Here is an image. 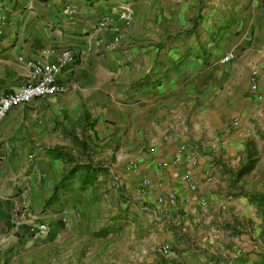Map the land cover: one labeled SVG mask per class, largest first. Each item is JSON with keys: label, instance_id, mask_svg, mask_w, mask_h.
<instances>
[{"label": "crops", "instance_id": "1", "mask_svg": "<svg viewBox=\"0 0 264 264\" xmlns=\"http://www.w3.org/2000/svg\"><path fill=\"white\" fill-rule=\"evenodd\" d=\"M201 2L0 0V96L23 84L28 60L74 55L63 92L0 120V264H264V22L209 21ZM209 36L219 43L204 54ZM226 41L237 51L220 62ZM145 115L154 130L167 124L146 145ZM81 126L91 163L107 167L93 183L63 178L72 162L48 152L77 157L67 134ZM109 140L115 159L93 162ZM39 222L47 230L33 236Z\"/></svg>", "mask_w": 264, "mask_h": 264}, {"label": "built area", "instance_id": "2", "mask_svg": "<svg viewBox=\"0 0 264 264\" xmlns=\"http://www.w3.org/2000/svg\"><path fill=\"white\" fill-rule=\"evenodd\" d=\"M72 10H68L71 13ZM109 19L106 16H102L96 23L97 29L105 28L109 25ZM233 57L232 53H226L220 59V62H227ZM74 61V55L69 50H62L52 60L39 62V61H27L26 64L32 66L31 71L27 74L23 84L12 92L4 93L0 96V120L7 114V112L16 105L30 102L31 100L41 98L48 95H54L56 93L63 92L66 89L65 83L59 80L58 75L63 68L67 67ZM256 72H252L249 77L250 89L256 88L255 82ZM235 123V120H232ZM183 145L180 146V150L183 149ZM178 153V152H177ZM176 153V159L179 157ZM186 158L190 166H195L196 158L193 153H187ZM131 163V162H129ZM134 166L133 164H131ZM181 178L187 182L188 188L194 190L197 183L196 179L192 178L188 171L182 173ZM210 179V174L205 173V180ZM168 203L174 205L175 198L172 193L167 195ZM18 211V209H17ZM47 226L43 222H39L32 229L33 236L40 233H45Z\"/></svg>", "mask_w": 264, "mask_h": 264}, {"label": "rangeland", "instance_id": "3", "mask_svg": "<svg viewBox=\"0 0 264 264\" xmlns=\"http://www.w3.org/2000/svg\"><path fill=\"white\" fill-rule=\"evenodd\" d=\"M185 1L189 2L187 3L188 5L191 2V0H185ZM200 4L204 8V11L201 16L209 21H211V19H214L217 21H229V22H234V21L264 22V0H202ZM214 37L212 38L211 36H209V38H207L210 42L213 43H211L207 48L204 47V54L210 51V47L212 46V44H214V46L216 47L217 43H219V41L214 43L215 41ZM207 39L205 38V40ZM224 44L225 46H229V43L227 41ZM234 46L235 45L225 47L223 53L234 54V51H237L235 50ZM142 119L143 120L137 126V130H139L141 134V138L138 139V144L146 145L149 139H151V135H154V133L157 134L158 131L163 130L167 124L156 123L155 124L156 129L154 130L152 128L151 122H149L146 115ZM171 125H172V129L174 130H175L174 127L175 125L179 127L178 124L172 123ZM126 131L128 130L125 128L124 133H126ZM168 131L170 133L172 132L170 128L167 129V132ZM147 135L149 137H147ZM134 139L135 136L132 137V139L127 138L126 140H124V143H128L130 140H134ZM112 143L113 142L109 140L108 146H106L102 151L97 150V153L92 155L93 162H101V160L102 162H104L105 158L106 160L110 158L115 159L114 153L112 156L108 155L109 152L113 150ZM260 164L261 162H257L256 164V170L254 171V173L257 174L258 177L257 179L254 180V182L257 185H259V188L264 189V166H261ZM246 182L249 183L248 179H246ZM229 237H230L229 235L225 234L222 238L223 242L221 246H223L224 248L231 241ZM169 251H170L169 245L167 244L160 245L159 253L161 256L168 255Z\"/></svg>", "mask_w": 264, "mask_h": 264}, {"label": "trees", "instance_id": "4", "mask_svg": "<svg viewBox=\"0 0 264 264\" xmlns=\"http://www.w3.org/2000/svg\"><path fill=\"white\" fill-rule=\"evenodd\" d=\"M88 115L86 114L85 117ZM94 121L84 122V125L88 126L90 131L92 132L93 137L96 138V132L93 129ZM85 127H80V133L78 135L68 133V137L71 142L79 148V153L77 157L71 156L68 152H66L62 146H55L48 149V152L51 153L55 158H60L63 162H72L70 167L65 171V174L62 176L63 178L68 177H78L81 183H93L96 179L97 175L105 174L107 171L106 166L97 165L91 163L89 155L85 152L88 150L93 151L94 143L89 138V135L84 134ZM91 143V144H90ZM85 157V158H84ZM61 177V178H62Z\"/></svg>", "mask_w": 264, "mask_h": 264}]
</instances>
